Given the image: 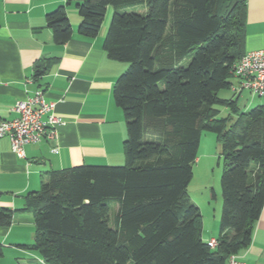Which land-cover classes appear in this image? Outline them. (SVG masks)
<instances>
[{
    "label": "trees",
    "instance_id": "trees-1",
    "mask_svg": "<svg viewBox=\"0 0 264 264\" xmlns=\"http://www.w3.org/2000/svg\"><path fill=\"white\" fill-rule=\"evenodd\" d=\"M67 1L77 2L84 37L98 35L114 6L104 48L128 63L113 90L126 122L125 162L49 172L30 192L35 238L25 248L42 264H228L252 242L264 207V104L244 110L219 94L247 52L246 0ZM46 23L56 43L72 38L65 5ZM46 70L37 63L35 77ZM205 131L224 157L215 247L188 193ZM12 219L0 206V226Z\"/></svg>",
    "mask_w": 264,
    "mask_h": 264
},
{
    "label": "crops",
    "instance_id": "crops-1",
    "mask_svg": "<svg viewBox=\"0 0 264 264\" xmlns=\"http://www.w3.org/2000/svg\"><path fill=\"white\" fill-rule=\"evenodd\" d=\"M75 2L0 0V121L17 116L13 109L16 102L38 89L55 102V113L63 119L54 138L27 144L24 157L12 151L9 137L0 136V206L13 210L12 223L0 226V264H42L38 252L25 248L35 238L34 213L26 206L30 192L40 189L49 172L80 164L125 162L126 122L113 90L128 63L110 58L104 48L109 15L97 36L78 33L81 16ZM62 4L74 31L70 40L58 44L47 26L46 14ZM245 27V50H264V0H246ZM40 62L47 70L35 77ZM244 90L239 89V79L234 76L230 96L225 97L240 101ZM252 102L264 104V97ZM216 200L213 222L207 225L203 217L206 241L220 232L222 205L217 195ZM238 253L245 264H264V207L252 242Z\"/></svg>",
    "mask_w": 264,
    "mask_h": 264
},
{
    "label": "built area",
    "instance_id": "built-area-1",
    "mask_svg": "<svg viewBox=\"0 0 264 264\" xmlns=\"http://www.w3.org/2000/svg\"><path fill=\"white\" fill-rule=\"evenodd\" d=\"M232 73L239 79V89H248L253 94L264 97V50L247 51L232 67ZM17 116L0 121V136L9 137L12 151L18 157L25 156V146L56 136V126L63 122L55 113V102L46 99L45 91L38 89L33 95L16 102L13 107ZM211 238L208 244L217 245ZM228 264H245L239 253L228 257Z\"/></svg>",
    "mask_w": 264,
    "mask_h": 264
},
{
    "label": "rangeland",
    "instance_id": "rangeland-1",
    "mask_svg": "<svg viewBox=\"0 0 264 264\" xmlns=\"http://www.w3.org/2000/svg\"><path fill=\"white\" fill-rule=\"evenodd\" d=\"M113 11L114 6L109 5L105 22L109 15V22L111 23ZM229 94V89L220 91V96H230ZM258 99V96L245 89L239 101V107L248 110L256 105L252 101ZM227 113L228 109L224 107L219 116H225ZM223 166L224 157L222 155L221 145L217 142L216 134L205 131L200 141L198 158L193 165V178L188 186V193L191 200L200 207L207 225L213 222L215 208L218 205L216 195L217 199H219V204L222 205L221 175ZM208 202H211V204L209 205ZM199 203L202 204V209ZM36 262L39 263L38 260Z\"/></svg>",
    "mask_w": 264,
    "mask_h": 264
}]
</instances>
